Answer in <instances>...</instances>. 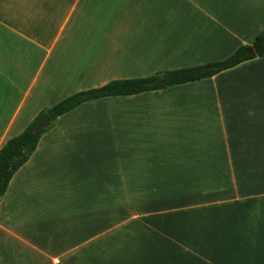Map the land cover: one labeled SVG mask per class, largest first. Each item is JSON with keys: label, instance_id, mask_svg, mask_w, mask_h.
I'll return each instance as SVG.
<instances>
[{"label": "crops", "instance_id": "crops-1", "mask_svg": "<svg viewBox=\"0 0 264 264\" xmlns=\"http://www.w3.org/2000/svg\"><path fill=\"white\" fill-rule=\"evenodd\" d=\"M263 29L264 0H0V149L75 93L223 61ZM261 159L264 56L83 103L0 196V264H264V193L175 197Z\"/></svg>", "mask_w": 264, "mask_h": 264}, {"label": "trees", "instance_id": "trees-1", "mask_svg": "<svg viewBox=\"0 0 264 264\" xmlns=\"http://www.w3.org/2000/svg\"><path fill=\"white\" fill-rule=\"evenodd\" d=\"M263 56L264 29L248 44L240 46L223 61L190 68L166 70L145 78L112 80L101 87L81 91L61 100L41 111L22 133L6 141L0 149V196L5 193L15 172L30 158L40 137L59 117L81 104L108 97H124L159 91L209 79L244 62ZM43 117L49 118L48 124L39 132L34 133V127Z\"/></svg>", "mask_w": 264, "mask_h": 264}, {"label": "rangeland", "instance_id": "rangeland-1", "mask_svg": "<svg viewBox=\"0 0 264 264\" xmlns=\"http://www.w3.org/2000/svg\"><path fill=\"white\" fill-rule=\"evenodd\" d=\"M248 163L252 168L243 170H253L258 173L212 176V181L205 184L207 190L199 192H175V197H178L179 199L191 198L207 201H223L224 199L232 198V194L235 193H237L238 196L240 194L248 196L253 193H264V160H249ZM240 208L241 207H239V210Z\"/></svg>", "mask_w": 264, "mask_h": 264}, {"label": "water", "instance_id": "water-1", "mask_svg": "<svg viewBox=\"0 0 264 264\" xmlns=\"http://www.w3.org/2000/svg\"><path fill=\"white\" fill-rule=\"evenodd\" d=\"M49 122V118L48 117H43L39 123L34 127L33 132L37 133L40 130H42Z\"/></svg>", "mask_w": 264, "mask_h": 264}]
</instances>
